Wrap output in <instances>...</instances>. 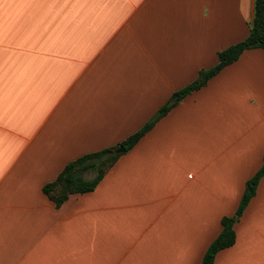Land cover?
Masks as SVG:
<instances>
[{"label": "crops", "instance_id": "0c3cea01", "mask_svg": "<svg viewBox=\"0 0 264 264\" xmlns=\"http://www.w3.org/2000/svg\"><path fill=\"white\" fill-rule=\"evenodd\" d=\"M254 5L0 0V264L202 263L263 165V49L180 98L95 190L58 208L43 188L175 104ZM234 229L215 264H264V177Z\"/></svg>", "mask_w": 264, "mask_h": 264}, {"label": "trees", "instance_id": "16d2710c", "mask_svg": "<svg viewBox=\"0 0 264 264\" xmlns=\"http://www.w3.org/2000/svg\"><path fill=\"white\" fill-rule=\"evenodd\" d=\"M256 48L264 50V0H255L254 19L250 26L249 36L245 40L219 52L218 64L211 69L202 70L198 79L180 90L177 95L183 99L203 88L225 67L236 62L245 51ZM177 104L178 103H167L164 105L139 131L117 146L86 154L70 162L56 180L44 186V193L55 203L56 207L59 208L71 196L75 194H85L95 190L116 161L122 156L121 153H117V150L120 147H124L126 152L131 150L141 138H143V136H145V134H147L157 122L165 117ZM89 170L96 172L93 179L85 178V173ZM263 177L264 159L261 168L247 182L246 190L235 215L222 219L223 229L220 235L209 246L201 264H215L216 255L221 250L232 247L235 244V223L241 217L251 199L255 196L258 185Z\"/></svg>", "mask_w": 264, "mask_h": 264}, {"label": "water", "instance_id": "95a60500", "mask_svg": "<svg viewBox=\"0 0 264 264\" xmlns=\"http://www.w3.org/2000/svg\"><path fill=\"white\" fill-rule=\"evenodd\" d=\"M180 100L179 96H174V98L172 99V103H176ZM125 152V148L124 147H120L119 150L117 151V153H124Z\"/></svg>", "mask_w": 264, "mask_h": 264}, {"label": "rangeland", "instance_id": "374dc122", "mask_svg": "<svg viewBox=\"0 0 264 264\" xmlns=\"http://www.w3.org/2000/svg\"><path fill=\"white\" fill-rule=\"evenodd\" d=\"M253 19H254V18H253ZM252 22H253V20H252ZM252 22H251V23H252ZM251 23H250V26H251ZM93 174H94V173L91 172L90 174H87V176H88V177H92Z\"/></svg>", "mask_w": 264, "mask_h": 264}]
</instances>
